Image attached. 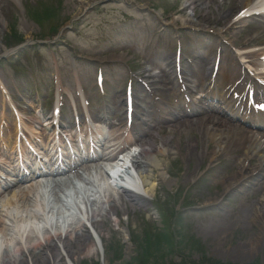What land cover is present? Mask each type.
Here are the masks:
<instances>
[{
  "label": "rangeland",
  "instance_id": "obj_1",
  "mask_svg": "<svg viewBox=\"0 0 264 264\" xmlns=\"http://www.w3.org/2000/svg\"><path fill=\"white\" fill-rule=\"evenodd\" d=\"M134 1L151 9L139 11L134 7L136 4L129 7L123 3H108L86 11L91 4L87 3L92 0H0V74L8 81L6 87H0V144L3 149L0 160L7 169L18 165V162L10 163L8 158L15 142L17 149L22 143L30 145L33 139L43 144L46 135L52 134L48 127L56 120L47 121L51 116L48 112L52 111V103L39 105L38 102L53 100L58 89L66 92L67 97H71L70 91L81 87L88 90L84 97L89 103L84 104V108L88 106L98 110L113 103L107 111L114 118L112 114L118 117L126 115L125 87L132 84L134 93L136 90L139 95L137 101L150 113V117L145 118L154 124L151 133L158 139L169 132L165 122L161 127L157 125L155 119L159 110L162 113L167 107L174 109L183 102L177 85L168 84V88L163 85L164 81L169 83L164 71H168L170 59L181 55L180 66L186 67L188 72L186 84L197 90L189 93L192 98L200 96L201 90L207 86L205 79L210 74L214 58L222 61L215 85L223 89H217L219 96H225L230 88L234 89L232 84L236 80L245 79L249 83L250 76L242 72L234 54L241 48H255L261 42L257 30L261 29L262 18L254 15L243 17L254 13L256 4L239 14L242 0ZM257 3L264 5V0ZM77 16L81 17L75 19ZM35 17H47L46 20L51 21L46 23L45 31L43 22ZM190 19L203 24L206 37L201 35V31L186 27L185 20ZM57 26L67 28L63 36L51 44V34ZM196 32L201 36H196ZM18 36L24 38L27 45L13 50L16 46L8 47L7 44L12 45ZM42 40L47 44H42ZM245 43L248 44L244 46ZM200 51L203 59L199 60L206 61L207 65L203 70L192 72L190 62L197 60ZM176 68L171 71L179 73V67ZM202 71L205 72L204 79ZM100 72L103 73V84L96 80ZM200 81L202 86H198ZM142 83L150 88L160 86V89L145 92L140 86ZM5 102L11 105L14 114L5 110L1 116ZM191 103L195 107L199 104L194 99ZM134 112L141 114L142 109L136 107ZM42 113L50 115L40 119ZM142 118L144 116L135 119ZM63 122L66 126L72 124V120ZM17 126L20 129L18 133ZM248 126L251 127L250 124ZM146 128L150 131L148 126ZM32 130L33 136L30 134ZM186 132L179 138H172L175 144L172 152L176 159L160 157V160L151 162L157 164L162 160L167 167L166 170L152 169V177L157 180L154 194L144 191V195H132L135 200L127 204L126 214L125 205L119 203L122 221L120 224L113 219L106 222L105 242H101L103 248L89 228L86 234L93 241V252L91 255H76L75 264H170L183 257L196 262L210 259L231 264H264V219H256L258 216L249 212L250 207L262 204L259 199L250 198L264 188V174L243 184V188L235 191L225 189V183L221 181L236 170L237 161L232 163L226 159L227 155H223L220 160L210 162L209 157L201 155L206 143L198 144L204 135L198 124L192 126L190 133ZM66 134L70 135V132ZM187 142L193 150L197 145L200 152L194 150L189 159L184 157L183 147ZM210 146L212 150L214 144L210 142ZM157 147L161 144L158 143ZM36 152L42 154L38 148ZM36 162L39 163L38 157ZM255 163L256 159L252 161ZM22 166L27 168L25 164ZM4 169L0 168L3 176L0 177L8 178ZM187 175L193 177L184 183ZM113 193L119 197L123 192L115 189ZM11 195L0 198V222L16 212L17 219L21 218L15 205L2 204ZM256 197L259 198L260 194ZM90 199L93 200V196ZM40 203L38 197V208L42 211ZM88 206L100 207L93 203ZM172 229L173 241L171 237H163L174 243L176 254L167 252L158 241L164 239L161 232L166 235ZM80 243L71 242V249L76 251ZM56 245L65 258L63 264H66L68 258L62 244L56 242Z\"/></svg>",
  "mask_w": 264,
  "mask_h": 264
},
{
  "label": "bare ground",
  "instance_id": "obj_2",
  "mask_svg": "<svg viewBox=\"0 0 264 264\" xmlns=\"http://www.w3.org/2000/svg\"><path fill=\"white\" fill-rule=\"evenodd\" d=\"M252 1L242 0L240 10L250 9L253 5ZM261 8H264V6L262 5ZM185 24L193 28L201 29L203 27L192 19L185 20ZM263 33V31L258 32L260 35ZM261 42L263 41L261 40ZM248 43H245L244 46ZM241 54L245 55L246 59L244 58V61L250 62L251 65L255 66L253 64L255 57L264 55V46L252 50L250 48L245 49L241 51ZM190 65L192 66V72H196L204 69L205 62L195 60L190 62ZM174 66L175 61L170 59L167 65L168 71H164L169 81V83L166 81L163 83L166 88H168V84H174L179 87L184 86L183 77L185 80L187 72L181 71L178 75L171 71ZM256 69L259 70L260 74H264L263 63L257 64ZM153 82L157 83V80ZM6 83L7 80L0 74V84L5 85ZM142 86L147 92H149V89L151 91L160 89V86H153L152 88L148 85ZM209 87L207 94L214 96L213 87ZM185 88L183 87L184 90ZM134 96V100L135 98L138 99L136 90ZM134 102L137 107L145 108V106L139 104V101L135 100ZM222 102L224 106L220 107L215 105L193 107L189 102L185 101L170 112L169 117L166 118L169 132L167 135L159 136L158 139L155 138L154 134L147 138V132L141 129V124L137 120L132 121L128 125L123 117H117L116 128L107 137L102 136L105 134L102 130L94 131L90 129L87 122L82 121L81 132H86L90 129L88 132L96 135V138L90 141L91 144L90 142H84L86 146L90 144V149L86 154L77 159L68 156L64 158V161L59 158L61 155H59L58 149L53 145L50 148V153L52 151L55 152L51 155L50 164L47 168H36L30 174H25L21 172L19 167H15L10 171V178H0V198L7 194H12L9 198H5L2 204L15 205L21 213V218L17 219L18 212L13 213L14 211H12L11 213L13 214L9 215L7 220L0 222V250L3 249L2 256H0V264H29V261L32 264H63L65 258L61 256L56 242L61 243L63 246V252L65 251V256L68 258L66 264H75L76 255L78 254L91 255L93 252L91 242L93 241L86 234L88 226L95 231L101 242H105L103 232L106 222L113 219L117 224H120L122 221V213L118 208L119 203L121 202L125 205L124 213L126 214L128 211L127 204L135 200L132 195L140 193L138 192L139 187L143 188L144 193L154 194L157 180L152 177V169L166 170L165 168L167 167L162 160L161 163L158 161L157 164H151V162L154 163L160 157L166 160L176 159L177 157L172 152L175 148L172 138H179L180 134L186 131H188L186 133H190L194 125L198 124L204 134L200 138V142H198L200 145L203 144V141L206 143V149L201 153L203 157H209V161L213 162L215 159L220 160L223 155H227L226 159L228 161H232V163L237 161L236 170L221 181V183H225V189L235 191V189L243 188V184L253 181L259 174H264V129L258 127L255 116L251 115V108L241 107L224 99H222ZM8 108H11L14 113L11 105L5 102L1 116L4 115L5 110ZM7 111L11 112L10 110ZM141 114L146 117L150 116L149 111H146V109ZM137 116L138 114L135 113V117ZM247 124H250L251 127ZM49 125L48 129L50 131L53 130L54 128H51V124ZM10 127L12 126L10 125ZM19 130L17 126V133ZM32 133L33 130L30 134ZM135 133L141 136L146 134L145 138H147V141L141 144L138 153L128 154V158L137 172L138 179L131 182L132 189H126L123 186L121 188L122 195L117 197L116 193L108 190L112 189L113 185L105 170L106 168H104V162L110 161L119 164V167L124 168L122 174H128V167L126 168L123 165L126 162L120 163L122 159L118 157V153L124 152L128 143L139 141L135 138ZM51 138L52 136L48 135V139L51 140ZM1 140L0 136V142ZM210 142L214 144L212 150H210ZM101 143L104 144V147L102 146L99 151L97 148H101ZM158 143L161 144V147H157ZM196 146L194 150L198 152ZM183 148L185 150L184 157L189 159L194 152L192 145L187 142ZM13 149V154L10 155L11 158L20 162L23 160L18 153L22 152L21 155L24 156L29 151L26 147L23 149L20 147L21 150L19 152L16 149V145L13 146ZM254 159H256V163L252 164ZM1 165L3 164L0 163ZM152 166L155 167L152 168ZM119 175L118 177L121 176ZM128 175L133 178L132 175ZM192 177L193 175H187L184 183L190 181ZM94 178H96V181H94ZM152 178L154 179L152 180ZM77 180L83 182L84 185L79 186ZM102 185H104L103 189L105 191L101 195L93 197V200L90 199L91 195L85 193L98 194L102 189ZM17 188L19 190H16ZM41 189L48 190V197L50 198L48 200L51 201V206L47 207L44 197V200H42L43 206L40 203L42 211L38 208V192ZM69 189L72 190L71 195H66V198L61 196L62 193H65V190L68 191ZM260 190L261 192L253 194L250 199H259L262 204L259 207L258 205L250 207L249 212L257 215L256 219L263 220L264 188ZM41 193L44 194V192ZM257 194H260L259 198L256 197ZM223 195H226V192ZM81 196L84 202L81 200L77 203ZM68 197H70V200L67 199ZM90 203L98 204L100 207L97 209L90 208L88 206ZM23 242H25L24 246ZM71 242H81L76 251L71 249Z\"/></svg>",
  "mask_w": 264,
  "mask_h": 264
},
{
  "label": "trees",
  "instance_id": "obj_3",
  "mask_svg": "<svg viewBox=\"0 0 264 264\" xmlns=\"http://www.w3.org/2000/svg\"><path fill=\"white\" fill-rule=\"evenodd\" d=\"M36 18H38V17H36ZM18 38L19 39L16 40L15 43H17V42L19 43L21 41V39H22L20 36H18ZM169 245L170 246L172 245L171 242H170ZM145 254L149 255L148 252H145ZM139 264H142V263L139 262ZM171 264H231V263H225V262H221V261H218V260H210V259L205 260L204 262H201V261L196 262V261H193L191 259H189V260L186 259V260H183L180 263H171Z\"/></svg>",
  "mask_w": 264,
  "mask_h": 264
},
{
  "label": "water",
  "instance_id": "obj_4",
  "mask_svg": "<svg viewBox=\"0 0 264 264\" xmlns=\"http://www.w3.org/2000/svg\"><path fill=\"white\" fill-rule=\"evenodd\" d=\"M106 1H108V0H103V1H100V4H103V3H105Z\"/></svg>",
  "mask_w": 264,
  "mask_h": 264
}]
</instances>
